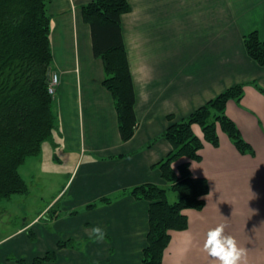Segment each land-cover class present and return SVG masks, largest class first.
I'll use <instances>...</instances> for the list:
<instances>
[{
	"label": "crops",
	"instance_id": "1",
	"mask_svg": "<svg viewBox=\"0 0 264 264\" xmlns=\"http://www.w3.org/2000/svg\"><path fill=\"white\" fill-rule=\"evenodd\" d=\"M91 1L45 0L51 72L58 77L54 128L39 154L18 169L21 176L27 163L37 164L27 172L32 182H42L37 194L45 202L31 221L0 240V264H32L50 252L55 260L42 264H143L149 203L131 192L156 185L167 190L169 203L178 199L157 167L170 151L161 134L170 122L239 84L241 99L227 101L225 115L252 154H240L219 129L213 147L192 125L202 141L199 161L181 158L172 167L189 162L191 177L205 179L209 191L201 211H183L187 229L169 232L161 264H221L204 249L208 232L220 224L223 235L245 251L238 264H264V95L253 86L264 90V67L247 56L242 41L252 31L249 14L260 9L264 27V0H236L230 27L211 20L224 0H126L130 11L121 16V36L137 126L125 142L81 15V6ZM43 155L50 162L45 169ZM51 208V220L42 218ZM97 226L105 232L102 242L91 233Z\"/></svg>",
	"mask_w": 264,
	"mask_h": 264
},
{
	"label": "trees",
	"instance_id": "2",
	"mask_svg": "<svg viewBox=\"0 0 264 264\" xmlns=\"http://www.w3.org/2000/svg\"><path fill=\"white\" fill-rule=\"evenodd\" d=\"M83 21L89 25L92 55L103 63V86L112 95L118 118L120 139L128 141L135 132L134 93L127 57L121 36V16L130 11L126 0H92L81 6ZM50 17L45 0H0V201L12 195L27 194L28 187L18 169L29 157L39 154L41 144L48 140L54 128L53 97L48 94L47 71L52 65L49 47ZM247 56L264 66V41L252 30L242 39ZM264 95V90L253 83ZM244 84L226 89L206 102L187 118L170 122L161 134L170 151L157 163L162 179L178 199L169 203L166 189L156 185L135 188L131 195L149 203L146 247L143 264H161L170 241V231L187 229L184 210L201 211L208 184L203 178H193L189 162L176 170L172 165L181 158L199 161L202 141L192 132V125L201 129L204 141L218 146L217 129L224 133L240 154H252L233 122L225 115L227 101L239 102ZM56 92V91H55ZM51 208L47 213H55ZM55 217V216H54ZM53 217V219H54ZM51 220V218L49 217ZM25 234L31 241V231ZM73 246L59 243V247ZM50 252L35 258L32 264L54 261ZM18 264H25L17 260Z\"/></svg>",
	"mask_w": 264,
	"mask_h": 264
},
{
	"label": "rangeland",
	"instance_id": "3",
	"mask_svg": "<svg viewBox=\"0 0 264 264\" xmlns=\"http://www.w3.org/2000/svg\"><path fill=\"white\" fill-rule=\"evenodd\" d=\"M222 1L223 0H221V2ZM235 1L236 0H224L221 12L216 11L218 12L216 14L211 11L210 7L211 20L215 22L219 19L220 23L227 25V27H230V22H232L231 25H235V20L237 19V17L233 16V10L236 8L235 5L237 4ZM248 17L252 20L253 26L251 29L258 31L260 33V39L264 41V27L261 22L262 13L260 9L255 11L253 15L249 14ZM45 156L46 155H43L44 158ZM33 162L34 161L27 163V165L20 169V174L28 186V193L12 195L9 199L0 201V240L9 236L15 229L23 226L24 221H31L44 205L45 200L42 201L39 198V194H37V192L41 191L42 182L40 185L36 182H32V178H30L27 172L29 168H36L37 164ZM42 162V169H45L50 163H48L46 158L45 160L43 159ZM175 201L176 200L171 201L170 203H174ZM41 217L46 218L47 213L43 214Z\"/></svg>",
	"mask_w": 264,
	"mask_h": 264
},
{
	"label": "clouds",
	"instance_id": "4",
	"mask_svg": "<svg viewBox=\"0 0 264 264\" xmlns=\"http://www.w3.org/2000/svg\"><path fill=\"white\" fill-rule=\"evenodd\" d=\"M224 224L218 225L207 234V240L204 249L208 254L221 261V264H238L245 255L242 248H238L236 241L231 236H224ZM92 236L96 241L102 242L105 238V232L100 227H94L91 230Z\"/></svg>",
	"mask_w": 264,
	"mask_h": 264
},
{
	"label": "built area",
	"instance_id": "5",
	"mask_svg": "<svg viewBox=\"0 0 264 264\" xmlns=\"http://www.w3.org/2000/svg\"><path fill=\"white\" fill-rule=\"evenodd\" d=\"M58 86V77L55 73L50 72L49 79H48V94L54 96L56 88Z\"/></svg>",
	"mask_w": 264,
	"mask_h": 264
},
{
	"label": "water",
	"instance_id": "6",
	"mask_svg": "<svg viewBox=\"0 0 264 264\" xmlns=\"http://www.w3.org/2000/svg\"><path fill=\"white\" fill-rule=\"evenodd\" d=\"M49 75H50V69L47 71V74H46L47 79H49Z\"/></svg>",
	"mask_w": 264,
	"mask_h": 264
}]
</instances>
